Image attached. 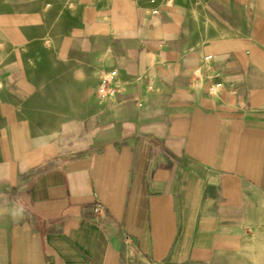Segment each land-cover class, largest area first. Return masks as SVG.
I'll use <instances>...</instances> for the list:
<instances>
[{
	"label": "crops",
	"instance_id": "obj_1",
	"mask_svg": "<svg viewBox=\"0 0 264 264\" xmlns=\"http://www.w3.org/2000/svg\"><path fill=\"white\" fill-rule=\"evenodd\" d=\"M0 264H264V0H0Z\"/></svg>",
	"mask_w": 264,
	"mask_h": 264
},
{
	"label": "built area",
	"instance_id": "obj_2",
	"mask_svg": "<svg viewBox=\"0 0 264 264\" xmlns=\"http://www.w3.org/2000/svg\"><path fill=\"white\" fill-rule=\"evenodd\" d=\"M143 3V9L149 16H157L164 8L174 5L175 0H141ZM117 72L112 71L106 73L101 80V84L98 88V96L100 98H112L116 93L115 78Z\"/></svg>",
	"mask_w": 264,
	"mask_h": 264
}]
</instances>
